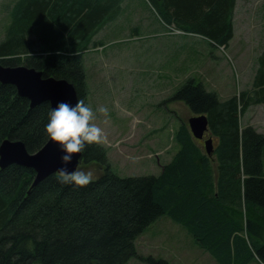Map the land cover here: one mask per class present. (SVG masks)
<instances>
[{"label": "trees", "instance_id": "16d2710c", "mask_svg": "<svg viewBox=\"0 0 264 264\" xmlns=\"http://www.w3.org/2000/svg\"><path fill=\"white\" fill-rule=\"evenodd\" d=\"M123 1L14 0L0 62L64 78L87 103L83 55ZM147 1L166 25L223 46L233 36L236 0ZM173 98L207 116L212 153L182 122L174 133L178 147L158 174L119 175L106 147L96 144L85 147L79 162L100 169L86 187L61 184L56 173L32 185V168H0V264H126L137 255L135 238L164 214L217 264H264V132L241 124L250 105L264 103V48L251 89L221 99L190 78ZM49 111L48 101L30 107L14 85L0 82V142L22 140L28 151L38 149L48 139Z\"/></svg>", "mask_w": 264, "mask_h": 264}, {"label": "rangeland", "instance_id": "374dc122", "mask_svg": "<svg viewBox=\"0 0 264 264\" xmlns=\"http://www.w3.org/2000/svg\"><path fill=\"white\" fill-rule=\"evenodd\" d=\"M13 1L0 0V39ZM232 21L233 36L223 46L166 25L147 0H124L119 15L93 37L96 45L83 55L87 104L109 109V115L98 116L95 123L108 136L102 145L115 172L158 174L171 158L178 147L175 131L182 122L188 126V117L194 115L184 100L173 98L186 80L201 81L221 99L252 88L264 48V0H236ZM241 124L264 132V103L250 105ZM209 136L207 131L204 138ZM77 169L94 175L100 170L95 163ZM134 242L137 255L126 264H148L149 256L168 264H217L166 214Z\"/></svg>", "mask_w": 264, "mask_h": 264}, {"label": "water", "instance_id": "95a60500", "mask_svg": "<svg viewBox=\"0 0 264 264\" xmlns=\"http://www.w3.org/2000/svg\"><path fill=\"white\" fill-rule=\"evenodd\" d=\"M0 82L14 85L18 95L29 100L30 107L48 101L52 109L61 100L74 105L78 99L75 86L68 80L43 76L40 70L24 64L3 65L0 62ZM187 123L195 138L204 139L207 153H212V138H204L208 131L207 116L203 113L191 115ZM61 155L60 146L49 137L42 146L31 152L27 150L22 140L5 138L0 142V168L12 163L32 168L34 170L32 185L51 173H57L62 167ZM81 155L82 153L73 156L71 164L67 165L69 171L78 168Z\"/></svg>", "mask_w": 264, "mask_h": 264}, {"label": "clouds", "instance_id": "9594fccd", "mask_svg": "<svg viewBox=\"0 0 264 264\" xmlns=\"http://www.w3.org/2000/svg\"><path fill=\"white\" fill-rule=\"evenodd\" d=\"M108 115L107 106L101 105L94 109L83 99H77L74 105L61 100L50 109L45 132L52 142L60 146L62 152V167L56 173L59 183L86 187L94 180L92 171H69L67 165L71 164L74 155L84 152L87 145H102L108 142L104 129L95 123L98 116Z\"/></svg>", "mask_w": 264, "mask_h": 264}, {"label": "bare ground", "instance_id": "6f19581e", "mask_svg": "<svg viewBox=\"0 0 264 264\" xmlns=\"http://www.w3.org/2000/svg\"><path fill=\"white\" fill-rule=\"evenodd\" d=\"M150 225V224H149Z\"/></svg>", "mask_w": 264, "mask_h": 264}]
</instances>
